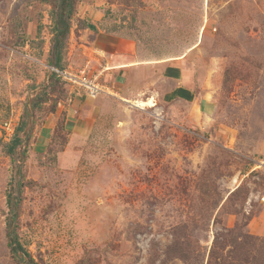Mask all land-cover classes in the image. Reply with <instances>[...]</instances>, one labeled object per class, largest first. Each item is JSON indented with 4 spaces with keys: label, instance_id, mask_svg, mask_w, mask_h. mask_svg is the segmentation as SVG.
<instances>
[{
    "label": "rangeland",
    "instance_id": "1",
    "mask_svg": "<svg viewBox=\"0 0 264 264\" xmlns=\"http://www.w3.org/2000/svg\"><path fill=\"white\" fill-rule=\"evenodd\" d=\"M53 1L0 0V264L4 145L54 60ZM63 57L110 88L61 79L37 111L18 223L40 264H209L238 225L264 237V0H78Z\"/></svg>",
    "mask_w": 264,
    "mask_h": 264
},
{
    "label": "trees",
    "instance_id": "2",
    "mask_svg": "<svg viewBox=\"0 0 264 264\" xmlns=\"http://www.w3.org/2000/svg\"><path fill=\"white\" fill-rule=\"evenodd\" d=\"M49 1V0H46ZM53 8L50 11V21L38 25L37 38H44L43 28L50 26L53 42L54 60L49 66V73L46 81L35 84L29 94L23 115L16 126L13 137L5 143L4 147L15 165L16 177L10 183L7 192V217L6 230L8 246L17 264H40L29 251L27 245L19 235V216L23 201V187L25 172L23 164L28 157L29 147L34 138V130L37 123V111L43 108L48 96V88L54 86L56 81L61 80L57 70L67 68L64 63V50L67 47L68 37L72 28V20L77 12L78 0H54ZM84 27L95 29V25L82 22ZM35 42V40H32ZM229 235L230 244L234 245L233 259H228L227 254L222 253L227 245L216 237L214 247L210 253L209 264H264V237H258L249 233L244 226H237ZM212 260V261H211Z\"/></svg>",
    "mask_w": 264,
    "mask_h": 264
},
{
    "label": "built area",
    "instance_id": "3",
    "mask_svg": "<svg viewBox=\"0 0 264 264\" xmlns=\"http://www.w3.org/2000/svg\"><path fill=\"white\" fill-rule=\"evenodd\" d=\"M62 80L69 83L79 90H84L90 96H97L108 92L110 86L103 82L98 75H87L86 70H76L73 67H67L63 70H57Z\"/></svg>",
    "mask_w": 264,
    "mask_h": 264
},
{
    "label": "crops",
    "instance_id": "4",
    "mask_svg": "<svg viewBox=\"0 0 264 264\" xmlns=\"http://www.w3.org/2000/svg\"><path fill=\"white\" fill-rule=\"evenodd\" d=\"M117 61H118V57H117ZM132 66V64L130 65H125V64H121V65H118V66H113L114 68L113 69H110V70H114V72H119L121 70H126L127 68H130ZM108 67L107 66H104L103 65V68L101 69L100 72H104ZM118 69V71H116Z\"/></svg>",
    "mask_w": 264,
    "mask_h": 264
},
{
    "label": "bare ground",
    "instance_id": "5",
    "mask_svg": "<svg viewBox=\"0 0 264 264\" xmlns=\"http://www.w3.org/2000/svg\"><path fill=\"white\" fill-rule=\"evenodd\" d=\"M138 103L141 104L140 101H138Z\"/></svg>",
    "mask_w": 264,
    "mask_h": 264
}]
</instances>
